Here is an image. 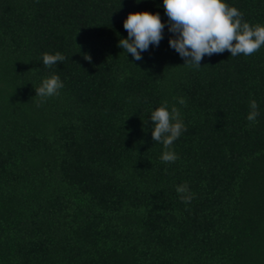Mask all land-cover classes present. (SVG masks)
<instances>
[{
  "label": "trees",
  "instance_id": "16d2710c",
  "mask_svg": "<svg viewBox=\"0 0 264 264\" xmlns=\"http://www.w3.org/2000/svg\"><path fill=\"white\" fill-rule=\"evenodd\" d=\"M226 2L264 24V0ZM162 5L0 0V264H264V47L195 69L166 26L134 61L118 47L124 21L150 11L166 22ZM56 52L62 63L44 67ZM53 73L60 94L36 96ZM165 100L187 128L174 163L151 135Z\"/></svg>",
  "mask_w": 264,
  "mask_h": 264
},
{
  "label": "clouds",
  "instance_id": "9594fccd",
  "mask_svg": "<svg viewBox=\"0 0 264 264\" xmlns=\"http://www.w3.org/2000/svg\"><path fill=\"white\" fill-rule=\"evenodd\" d=\"M139 3L140 0H137ZM163 8L167 21L162 22L159 12L150 11L129 13L123 27L127 37H121L118 47L131 54L134 61L142 60V54L150 46L158 47L164 38V29L173 35L169 38V46L186 61L184 66L195 69L201 67L202 59L207 55L220 54L226 50L231 57L241 54L250 56L264 47V24H250L243 18V13L236 7L229 6L226 0H163ZM235 41V43H233ZM85 59L91 61L90 55ZM65 57L60 53H44V67L57 66ZM64 83L56 73L42 79L35 88L36 96L47 99L58 96ZM181 105L183 98H174ZM249 124L257 123L260 115L259 105L255 99L249 101ZM149 120L152 122L151 135L153 141L162 144L161 161L174 163L178 156L173 144L187 128L175 104L169 105L165 100L151 110ZM182 202L190 203L194 199L187 182L175 187Z\"/></svg>",
  "mask_w": 264,
  "mask_h": 264
}]
</instances>
